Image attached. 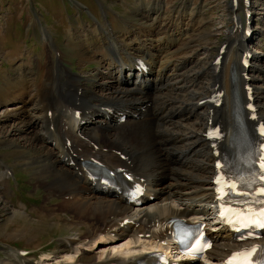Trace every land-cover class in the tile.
I'll use <instances>...</instances> for the list:
<instances>
[{
    "label": "bare ground",
    "instance_id": "obj_1",
    "mask_svg": "<svg viewBox=\"0 0 264 264\" xmlns=\"http://www.w3.org/2000/svg\"><path fill=\"white\" fill-rule=\"evenodd\" d=\"M228 6L231 8L229 3ZM151 9L150 6L139 14L140 18L146 20V24H134L132 30L121 26L120 31L115 34L107 24H98L105 36V40L98 39V46L92 45L89 40L83 45L86 47L82 46L81 49L77 41L68 44L75 50L73 54L80 56V62L96 60L99 63L102 70L97 73L103 80L98 82V90H87L82 75L79 74H71L62 81L64 72L67 77L69 75L60 63L55 66L50 57L47 58L49 65L39 64L36 67L35 79L15 80L5 86V90H0V135L5 138V135L9 137L13 134L15 137L18 132H23L20 137L24 136V145L30 147L31 144L34 148V153L28 158L40 164V180L42 184H48V193L56 189L63 210L69 211L76 222L82 224L87 219L96 220L94 227L86 226L87 230L61 239L60 246L54 253L42 251L46 255L44 260L45 263L48 261L47 264H56L54 261L62 259L74 260V264H135L138 259L143 258L149 243L165 238L169 230V218H196L206 215V212L210 213L213 196L211 178L216 156L206 137V128L217 122L222 132L219 141L221 149H224L225 154L232 151L234 159H238L237 152L250 148V142L245 140L248 130L252 131L257 121H264V81L259 80L257 87L253 74L242 75L244 69L241 64H237V57L230 50H225L222 54L219 65L210 61L207 65H198L194 72L188 69L198 64L199 54L207 55L210 45L202 39L204 31L197 30L199 27L196 16L201 15L199 9H174L167 19L163 18L159 10L150 11ZM260 9L264 7L261 6ZM228 13L233 14L234 11ZM233 21L235 26L232 28V35L235 38L232 39L231 35L224 41L230 42L231 48L242 47L243 37L236 32L240 25L238 16H233ZM136 45L141 48L142 53L145 51L150 55L152 67L157 70L163 68L157 72L161 76L153 83L158 84L153 92L149 89L144 92L133 90L126 84H123L124 88L116 85L112 70L127 58H132L131 50L132 47L137 49ZM199 49L204 52L198 53ZM255 52L258 53L253 52L252 58L264 61V53L261 54L259 50ZM257 65L262 67L259 62L250 68L256 69L254 67ZM148 66L151 75H155L149 63ZM203 81L208 84L202 85ZM48 90L53 92L52 99L57 100L59 97L64 102L65 108L58 107L59 104L56 107L45 104L44 98ZM219 92L221 94L217 96ZM59 93L65 96L61 97ZM246 94L252 98L250 102L258 106L255 119L244 107L247 103V98H244ZM210 96H217L220 100L217 107L208 101ZM5 100L11 101L15 106H2ZM197 102L202 105L201 108ZM66 105L79 109V117L74 118L73 110L69 111ZM99 107L100 113L111 108L114 111L132 112L135 118L131 119L127 114L125 123L98 129L94 124H105L102 115L100 120H95ZM48 109L51 110L50 117H47ZM83 117L91 118L92 125L88 124L83 129L79 122ZM97 130L100 137L96 134ZM66 140H69V145ZM7 142L13 144L11 141ZM51 142H54V146ZM121 154L123 159L119 157ZM91 158L98 159L110 169L124 167L130 173L133 171L138 176L131 174L134 181L141 182L144 186L145 201L140 206L129 207L117 199L95 192L94 187L89 186V178L82 175V162L90 163ZM64 159L72 160L74 165H67ZM144 164L147 168L143 167ZM7 172L9 174L8 167L2 166L0 180L4 183ZM2 201L0 196V203ZM3 206L8 207L7 202L3 201ZM8 212L9 216H5L7 222H12L13 216L19 214L27 219L24 212L15 208ZM125 219L131 223H123ZM118 235L128 236V239L108 248L124 246L119 250L123 254L110 255L102 247L86 258L82 255L90 253L74 246L71 252H80L81 255L77 259H73V254L67 255V246L72 244L93 249L96 239L112 240ZM213 235L216 240L205 258L191 259L180 264H216L225 257L232 250V243L224 234L215 232ZM13 261L17 263L15 259ZM0 264L12 263L4 259Z\"/></svg>",
    "mask_w": 264,
    "mask_h": 264
},
{
    "label": "rangeland",
    "instance_id": "obj_2",
    "mask_svg": "<svg viewBox=\"0 0 264 264\" xmlns=\"http://www.w3.org/2000/svg\"><path fill=\"white\" fill-rule=\"evenodd\" d=\"M250 2L254 11L253 16L256 19L253 30L255 28L254 31H257L252 36L251 52L257 54L258 52L255 50H259L260 53H264V9H260L261 6L264 7V0H250ZM228 3L227 0H0V90H5V86L15 80L35 79L36 67L39 64H50L47 61L48 57L53 60L55 66L57 63L65 66L67 69L62 67L67 73L82 75L87 90H98V82L103 80V77L97 73L101 69L99 63L96 60L80 62V56L74 55L75 50L68 44L71 41H77L80 44L79 49H81L85 41L89 40L92 45L98 46V39L105 40L100 26H97V24L105 26L104 14L112 29L111 32H115V34L120 31L121 26H128V29L132 30L134 24L145 25L146 20L140 18L139 14L150 6L152 8L150 11L159 10L164 19H167L174 9L195 8L201 11V15L196 16L199 27L197 30L204 31L202 39L210 45H208L207 55L203 53L200 56L199 54L198 64L188 68L191 70L190 72H194L198 65L210 63V58L215 54L219 42L221 43L228 37L231 23H234H232V28L235 26L233 16H237V14L228 13L231 11ZM238 5H242L240 1ZM109 9L112 14L116 12V15H112ZM234 11L239 14L240 22H242L241 8L239 9L237 6ZM164 21L167 22V20ZM234 36L231 37L234 39ZM258 38H260L259 45L256 44ZM85 47L83 46V48ZM201 52L204 51L199 49L198 53ZM134 54L137 55L138 52L135 51ZM131 55H133L132 52ZM251 62L253 65L260 62L262 67L257 65L254 68H256L255 70L262 69V74L264 73V61L251 60ZM65 74L64 72L61 76L62 81L71 76L69 73L68 77L64 76ZM252 74L258 87V81H264V76L258 72ZM206 76L210 77V74ZM207 84V81L202 82V85ZM45 87L47 88L46 85ZM51 95H53L52 91H46L45 102L48 105L55 104ZM5 101L1 104L2 106L8 108L15 106L11 104V101ZM197 104L201 108L202 105L199 102ZM182 121L185 122V120ZM96 134L101 136L98 130ZM20 135H23V132H18L15 137L13 134L9 137L5 135L6 139L0 135V167L3 166L1 163H4L12 169V175H4L5 183L0 180L2 183L0 184V196L8 204V207L4 208L3 201L0 203V263L1 260L8 259L13 264L16 263L13 261L15 259L16 264H47L48 261L45 263L44 260L46 255L42 251L54 253L60 246L61 239L87 230L86 226L94 227L96 220L88 221L87 219L81 224L76 222L69 211L63 210L64 208L60 205L61 198L55 192L56 189L51 190L50 194L47 190L48 184L46 182H44L45 185L42 184L39 175L40 164L28 158L34 153V148L31 144H29L30 147L27 144L24 145L22 139L24 136L20 137ZM7 141H11L13 144H8ZM143 167L147 168L145 164ZM11 208L24 212L27 219L22 218L19 214L13 216L12 222H7L5 216H9L8 211ZM123 236H115L112 240L96 239L93 249L72 244L67 246L69 251L67 255L73 254V259H75L80 254V252H71L74 246L80 248L81 251L90 253V255H82L86 258L102 247L106 248V253L108 252L110 255L123 254L124 252H119L124 246L108 248L114 244L125 242L128 236ZM104 241L109 242L103 243ZM19 249H24L27 253L20 255ZM54 262L56 264L64 262L65 264L68 262L74 264V260L68 259Z\"/></svg>",
    "mask_w": 264,
    "mask_h": 264
},
{
    "label": "snow or ice",
    "instance_id": "obj_3",
    "mask_svg": "<svg viewBox=\"0 0 264 264\" xmlns=\"http://www.w3.org/2000/svg\"><path fill=\"white\" fill-rule=\"evenodd\" d=\"M210 135H218V132L210 133ZM259 159L260 167L264 169V154H261ZM217 167H220V165L218 164ZM260 178L264 179V174H262ZM215 182L218 185L217 192L220 194L218 199L222 200L225 196L232 192H236L237 190V182L234 180L226 181L223 176H218ZM240 182L245 183V181L242 179ZM248 187H251L250 182L248 183ZM258 192L261 195H264V187H260ZM260 203L264 205V202ZM220 216L222 218H227L229 223L238 224L242 228H264V206H261L259 211H256L251 207H247L243 211L232 208H222L220 211ZM249 235H252L251 231L249 232ZM208 246L209 245L206 243L202 244L201 240H197L195 244L191 245V247L187 249V251L189 253H197L201 251L202 248ZM258 249L261 252V256L260 258L254 260L253 256ZM225 264H264V246L254 245L251 248L240 249L236 252H233L231 256L225 261Z\"/></svg>",
    "mask_w": 264,
    "mask_h": 264
}]
</instances>
